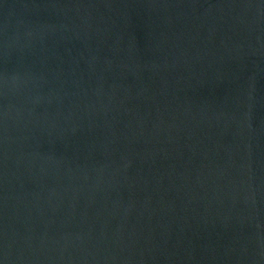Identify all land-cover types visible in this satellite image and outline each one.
I'll list each match as a JSON object with an SVG mask.
<instances>
[{
    "label": "water",
    "instance_id": "obj_1",
    "mask_svg": "<svg viewBox=\"0 0 264 264\" xmlns=\"http://www.w3.org/2000/svg\"><path fill=\"white\" fill-rule=\"evenodd\" d=\"M0 264H264V0H0Z\"/></svg>",
    "mask_w": 264,
    "mask_h": 264
}]
</instances>
